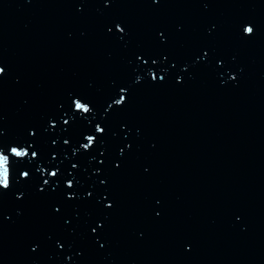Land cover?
I'll use <instances>...</instances> for the list:
<instances>
[{
    "label": "water",
    "instance_id": "95a60500",
    "mask_svg": "<svg viewBox=\"0 0 264 264\" xmlns=\"http://www.w3.org/2000/svg\"><path fill=\"white\" fill-rule=\"evenodd\" d=\"M31 3L125 263L264 264V0Z\"/></svg>",
    "mask_w": 264,
    "mask_h": 264
},
{
    "label": "snow or ice",
    "instance_id": "6c2138e0",
    "mask_svg": "<svg viewBox=\"0 0 264 264\" xmlns=\"http://www.w3.org/2000/svg\"><path fill=\"white\" fill-rule=\"evenodd\" d=\"M117 28H119V24L116 25ZM119 31L123 32V28H119ZM243 31H246L248 34H252L254 32V28L252 26L247 27ZM4 72L3 68H0V73ZM153 79H155V76H153ZM162 79V77H161ZM125 91L124 89H121V92ZM120 99L116 101V103L123 104L125 102V97L123 95L119 96ZM81 100V99H80ZM80 100H77L75 102V109L83 110V112L87 113L89 112V107L85 103H81ZM65 124H67V120L64 121ZM98 127V124H97ZM101 132L104 131V129H99ZM92 143V137H89L88 144ZM88 144L84 145V147H88ZM11 153H13L17 157H25L28 156L27 149L25 150H19L17 147H11L10 148ZM32 157L37 156V152L33 151L31 152ZM7 160V157H5L2 153H0V188L8 189L11 185V178L9 176V171L6 167H3V162ZM23 177H28L29 173L27 171L23 172L21 174ZM51 176H56V173H51ZM45 184L48 183L47 180L44 181Z\"/></svg>",
    "mask_w": 264,
    "mask_h": 264
}]
</instances>
